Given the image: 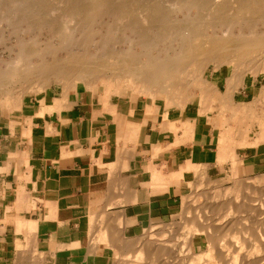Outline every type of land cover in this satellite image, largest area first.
<instances>
[{"label":"bare ground","instance_id":"bare-ground-1","mask_svg":"<svg viewBox=\"0 0 264 264\" xmlns=\"http://www.w3.org/2000/svg\"><path fill=\"white\" fill-rule=\"evenodd\" d=\"M1 25L9 31L0 32L7 106L54 84L68 92L103 83L115 94H161L169 107L199 97L202 108L218 110L222 135L264 139V88L250 103L237 101L247 74L264 73V0H0ZM226 65L221 87L214 78ZM213 92L222 100L211 107ZM241 179L224 191L192 189L178 230L156 226L154 240L112 241L125 242L115 245L116 264H264V176ZM201 238L206 251L196 252L191 239L198 246Z\"/></svg>","mask_w":264,"mask_h":264},{"label":"crops","instance_id":"crops-1","mask_svg":"<svg viewBox=\"0 0 264 264\" xmlns=\"http://www.w3.org/2000/svg\"><path fill=\"white\" fill-rule=\"evenodd\" d=\"M21 102L0 106V264H15L19 248L48 264H114L125 242L112 241L169 228L192 189L217 187L208 177L264 176V139L223 136L201 100L166 111L158 99L79 84Z\"/></svg>","mask_w":264,"mask_h":264},{"label":"rangeland","instance_id":"rangeland-1","mask_svg":"<svg viewBox=\"0 0 264 264\" xmlns=\"http://www.w3.org/2000/svg\"><path fill=\"white\" fill-rule=\"evenodd\" d=\"M4 28V29H3ZM6 29H7V26L6 25H1V27H0V32L2 33V32H5V33H9V31H6ZM8 38V37H7ZM14 38V37H13ZM15 39V38H14ZM2 49H3V46L2 45H0V55H1V51H2ZM231 71H232V69H231V67L229 66V65H226V66H223V68H222V73L220 74V79L219 80H217V78H214V81L215 82H217V83H219V84H221V87H222V85H224L225 84V78H227L228 76H229V74L231 73ZM263 74V75H262ZM227 76V77H226ZM246 80V82H245V87H242V88H240L238 91H237V101L238 102H247V103H250L254 98L252 97V95L251 94H249L246 90H245V88H246V86L247 85H250L251 83H254V84H257V86H262L263 88H264V73H260L257 77H253V75L251 74H247V76H246V78H245ZM221 82V83H220ZM251 82V83H250ZM105 85L103 84V83H101V84H98V85H95V86H93L92 88H90V87H88V88H90L91 90H96V91H99V92H104V93H106V94H113V95H118V94H115V93H113L112 91L110 92H108V90L106 91L105 89H107V87L105 86ZM62 88L60 85H57V84H54V85H52L51 87H49V88ZM262 88V89H263ZM126 93H129V94H134V95H139V96H142V97H149V98H155V99H158L161 103H165V97L163 96V95H156V97H153V96H150V95H147V94H145V93H142V94H139L140 92L139 91H137V92H135V91H132V90H126V91H124V92H121V93H119V95L120 94H126ZM27 95L26 96H29V95H35V94H38V93H35V92H33V91H29L28 93H26ZM40 94V93H39ZM25 96V97H26ZM198 101V100H201L199 97H196V98H194L193 99V101ZM221 100H222V96H221V94L219 93V92H213L212 93V95L209 97V99L207 100V102H208V104H209V106H211V107H214V106H216V105H218L220 102H221ZM4 101V102H3ZM192 101V102H193ZM191 102V103H192ZM6 104L5 103V100H3V99H0V106H4V104ZM214 105V106H213ZM162 108H164V110H168V109H171V108H176V107H166V106H162ZM207 111H209L211 114H213V115H211L213 118H216L217 117V119H218V121H219V125H220V120H222V118L221 117H219V115H218V110L217 109H215V110H207ZM206 111V112H207ZM212 123V122H211ZM212 125H214L213 123H212ZM247 125V124H246ZM217 128H218V130H217V133L219 134V136H220V133H221V128L219 127V126H217V125H215ZM226 126V125H225ZM248 128V127H247ZM251 130L250 132H252V134H257L258 133V131H259V129L257 128V126L256 125H252L251 127H249L248 129H247V131L248 130ZM239 133L241 134L242 133V131H239ZM229 174H230V172H229V169H225V170H223V172L220 174V176L218 177V178H212V177H208V178H211V180L212 179H219L218 181H215L214 183H216L215 185H213L214 183H212L211 185H209V186H217V187H219V188H217V190L219 189V190H227V189H229V188H234L235 186L234 185H236V183L238 182V179L240 180L241 178H238V177H236L235 178V176H232V177H229ZM234 179H236L235 181H234ZM242 180V179H241ZM199 181H200V178H199ZM236 182V183H235ZM206 183H208L207 181L204 183V184H206ZM259 189H261V190H264V186H261V184H259ZM199 187L200 188H210V187H208V186H204L203 185V182L202 183H199ZM196 189V188H195ZM194 189V190H195ZM223 190V191H224ZM255 196H257V195H255ZM188 201V198H186V199H184V203H186V202ZM185 204L183 205V210H182V213L181 214H179L178 215V217H176V219H175V222L174 223H171V224H168L167 226H170L169 228H171L170 230H172V229H175L176 228V230H178L179 229V226H180V223H182L183 222V220L185 219V217H183V214H184V209H185ZM195 206H198V205H195ZM197 216V215H196ZM158 227H159V225H157ZM157 227V228H158ZM162 227V226H161ZM163 228H166V227H163ZM154 229V230H153ZM155 230H156V226H153L152 228H150L149 230H147L146 232H149V233H145L147 236H150L149 238H151L152 237V240H154L153 238H156L155 236H154V233H155ZM176 230H174V231H176ZM150 231H151V233H150ZM152 234V235H151ZM180 238V237H179ZM178 238V239H179ZM181 240V239H180ZM192 240V242L191 243H193L192 245H194L193 246V248H194V250L196 251V252H205L206 251V240L204 239V238H201V243L198 245V246H195V241L193 240V239H191ZM175 242H176V244H179V243H177V242H179L178 240L176 241L175 239H174V242H173V244H175ZM203 249V250H202ZM19 251L17 252V256H16V261H15V264L20 260L21 261V259H24L25 258V261H24V264H26L25 262H27V264H48V261H47V259H46V257H45V259H43V258H41L36 252L37 251H34V252H32L31 251V249L29 250V251H27V250H24L23 248H19L18 249ZM44 256V255H43ZM22 257V258H21ZM36 258V259H35ZM119 258V257H118ZM34 259V260H33ZM117 263V260H116V262L114 263V264H116Z\"/></svg>","mask_w":264,"mask_h":264}]
</instances>
